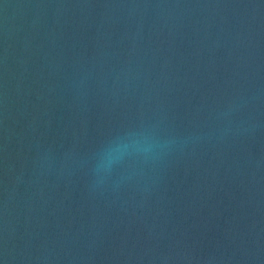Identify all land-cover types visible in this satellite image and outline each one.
Wrapping results in <instances>:
<instances>
[{"label": "water", "instance_id": "water-1", "mask_svg": "<svg viewBox=\"0 0 264 264\" xmlns=\"http://www.w3.org/2000/svg\"><path fill=\"white\" fill-rule=\"evenodd\" d=\"M0 264H264V0H0Z\"/></svg>", "mask_w": 264, "mask_h": 264}]
</instances>
